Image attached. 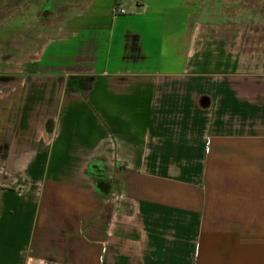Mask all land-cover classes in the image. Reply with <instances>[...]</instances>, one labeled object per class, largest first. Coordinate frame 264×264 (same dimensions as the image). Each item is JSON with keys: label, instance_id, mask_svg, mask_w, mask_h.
Listing matches in <instances>:
<instances>
[{"label": "crops", "instance_id": "0c3cea01", "mask_svg": "<svg viewBox=\"0 0 264 264\" xmlns=\"http://www.w3.org/2000/svg\"><path fill=\"white\" fill-rule=\"evenodd\" d=\"M97 1L52 38L22 15L0 40L10 61L24 44L19 76L0 66V264H264L255 2L214 21Z\"/></svg>", "mask_w": 264, "mask_h": 264}, {"label": "rangeland", "instance_id": "374dc122", "mask_svg": "<svg viewBox=\"0 0 264 264\" xmlns=\"http://www.w3.org/2000/svg\"><path fill=\"white\" fill-rule=\"evenodd\" d=\"M89 0H0V40H4V34L11 28V24L20 16L28 17L30 24L35 23L34 26H29V30H34L33 35L52 38L55 35V27L65 24L69 19L79 16L85 10ZM111 0H98L102 3V9H107ZM195 3H199L200 6L205 8L204 15L207 18H211L214 21L234 20L242 18L246 11H244L246 3L255 2L256 7L250 13H253L255 17H264V0H193ZM123 7V4H121ZM116 5L115 7H121ZM114 7V8H115ZM126 14L120 16V18L130 17L131 12L124 5ZM30 8V9H29ZM13 20V21H12ZM20 22V21H17ZM27 29L25 26H18L16 30ZM14 34V48H16L17 55L15 58L5 59L0 58V66L14 71L10 76L16 77L15 71L20 70L21 60L24 58L22 53L23 43L20 42L19 36ZM23 35V34H20ZM9 36V35H8ZM24 36V35H23ZM41 40V39H40ZM4 42H0V53H3ZM52 48L48 49L50 52ZM31 59V58H30ZM10 63L6 64L5 62ZM7 75V74H6ZM1 75V76H6Z\"/></svg>", "mask_w": 264, "mask_h": 264}, {"label": "built area", "instance_id": "2783aa9c", "mask_svg": "<svg viewBox=\"0 0 264 264\" xmlns=\"http://www.w3.org/2000/svg\"><path fill=\"white\" fill-rule=\"evenodd\" d=\"M113 12H114L115 15H124V14H126V11L123 8H120V7H115Z\"/></svg>", "mask_w": 264, "mask_h": 264}]
</instances>
